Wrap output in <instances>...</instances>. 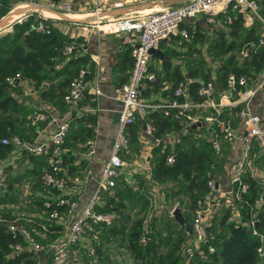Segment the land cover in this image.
<instances>
[{"label":"built area","instance_id":"obj_1","mask_svg":"<svg viewBox=\"0 0 264 264\" xmlns=\"http://www.w3.org/2000/svg\"><path fill=\"white\" fill-rule=\"evenodd\" d=\"M46 1L68 15L73 13L71 0ZM156 1L158 3L152 8L133 9L117 16L108 17L105 20H97L105 26V30L119 35L120 41L126 46L130 55L131 65L125 80L118 88L119 108L109 154L102 162L91 193L76 215H72L74 200L62 192L67 184L58 175L62 154L67 151L64 140L70 120L61 119L57 121L48 136L41 140L24 139L18 134L1 138V142L11 144V151L14 150L25 155L43 156L47 167L43 169L40 175L41 181L43 184L59 189L65 194L53 196L54 201H51L46 195L43 199V205L49 207V210L45 211L46 221L65 224L63 234L54 240L43 244L23 224L15 221L7 222V228L12 234L19 233L22 236L25 242L24 248L34 252L43 250L41 259L43 256L48 259L47 264H66L69 249L72 244L78 242L88 220L95 223L111 222L113 219L112 212L98 210L97 206L101 205L105 192H112L115 180L125 166L121 151L129 146L127 134L129 124L135 118L141 121L146 112L153 108H162L163 114H169L177 119L184 129L190 128L192 124H204L208 130L207 141L217 156L222 154L225 145L234 146L235 144L238 148L233 157H228L229 185L226 188L223 187V182L218 176L207 178V193L197 197L193 203L190 211V225H188L189 236L180 251L184 259L189 260L194 255L195 250H201L199 247L202 242L206 243L208 252L213 251L214 247L210 242L208 227L214 213L223 207V203L230 208L229 219L235 223L241 222L238 209H231L232 199L239 198L240 193L247 188V183L242 181L241 175L249 161L254 141L264 148V120L260 118L258 113L252 111L249 105L250 99L259 89L264 87L263 64L250 82H247L245 74L228 71L225 76V91L222 92L220 90L216 92L212 79L200 81L197 93L202 98L198 101L189 99L186 82L183 80L178 81L174 86L172 98H167L162 102H151L144 99L141 90L148 81L155 78L154 72L148 70L149 49L157 48L161 41L168 40L172 36H176L175 42L178 46L188 44L192 40V32L180 24L198 14L203 15L205 23L210 24V26L221 25L224 21L229 22L231 14H226L228 10L239 12L244 25H250L253 20L258 21L260 32L255 38L247 39L241 43L236 51L237 59L249 58L253 52L264 47V12L261 2L259 0H185L178 5H172L163 4L161 0ZM221 13H225L223 18L220 16ZM29 14V11H21L15 14L2 30L11 31L13 23L25 21ZM36 17L37 19L31 25L35 29L47 32L50 28L47 17L39 12L36 13ZM78 44V47L81 48L83 40ZM73 46V42L66 44L63 48L64 54H69ZM218 63L219 61L216 59L212 62L213 66ZM86 72L85 67L78 68L62 95L63 103L76 109L72 116L74 118L82 117V114L87 111V108L80 104L83 94L88 91L94 93L99 91L95 85L88 84L85 78ZM19 80L27 81L21 79L18 72L7 77V82L12 85ZM29 91H31L29 86H21V94L26 95ZM234 105H238L234 111L238 119L236 124H233L230 112H228ZM45 118L46 115L43 112H35L29 117L28 123L33 126ZM141 123L142 129L138 132V137L150 138L154 128L152 123L149 120ZM170 136L175 138L176 132H172ZM13 159L14 155L4 160L0 158V191L4 184L5 165L12 162ZM173 159L174 153H168L165 162L170 163ZM249 175L260 183V188L252 201L248 203L249 207L253 208L259 206L264 200V184L261 182L263 175L256 169H249ZM127 183L135 187L133 181ZM52 204L54 206H51ZM62 204L65 208L59 209L57 206ZM172 211L173 208L169 210V213ZM244 222L250 227L252 234L257 235L260 240L263 239V235L257 231V227L254 225L256 220L253 216ZM147 231L148 225L145 224L139 235V242H145ZM21 247L19 243L13 245L16 250ZM256 252L259 256L264 255V243L256 246ZM39 264L43 263L40 262Z\"/></svg>","mask_w":264,"mask_h":264},{"label":"trees","instance_id":"obj_2","mask_svg":"<svg viewBox=\"0 0 264 264\" xmlns=\"http://www.w3.org/2000/svg\"><path fill=\"white\" fill-rule=\"evenodd\" d=\"M259 1L264 12V0ZM228 13L231 14V20L229 22L224 21L221 25L210 26V24L206 23L207 25L196 24L193 28L188 25L185 26L192 32V39L199 41L204 38L203 31L206 26L211 30V38L207 42L206 54L209 55L208 63L213 62L214 59L219 61L214 67L217 81L215 82L210 76L207 61L203 56H200L195 66L187 68L185 73H182L177 66L170 69V63L163 61L164 76L171 70L169 73L171 83L164 90V94L168 95V99L172 98V90L180 80L186 82L189 99L198 101L202 98L197 93L200 81L212 79L217 92L226 87L225 76L228 71L236 74L243 73L247 76V82H250L251 78L261 68L264 62V47H260L253 52L249 58L242 59L239 64L235 63L237 59L236 51L240 44L247 39L255 38L259 30L256 24L243 28L242 17L239 12L228 10L226 14ZM224 15L225 13L220 14L222 18ZM36 19V13L32 11L25 21L13 23L11 31L0 32V158L5 157L12 147L10 143L1 142L2 137L18 134L21 138H24L17 129V125L24 121L21 113L22 106L12 93L13 90L18 89L15 88L18 83L9 84L7 77L18 72L21 79L33 83L34 87L38 89L40 98L49 96L60 102L69 80L78 68L85 67L87 69L85 78L91 76V65L88 57L85 52H80L83 46L81 48L78 47V43L82 40L81 37L65 36L52 26L47 32L35 29L31 24ZM180 26H183V24L181 23ZM70 42L74 44L73 49L69 54H64L63 48ZM161 42L158 46H160ZM57 62H63L60 68H55L54 65ZM211 65L214 64L211 63ZM148 70H150V65H148ZM60 74H62V78H59L56 83L50 82L45 87L41 86L42 81H51ZM154 75V80L148 81L151 87L143 88L141 95L142 92L147 94L149 91L162 86V77L159 72L155 71ZM237 107L238 105H234L231 106V109L236 110ZM76 119L81 120L83 118L78 117ZM146 120H149L154 127L151 133L153 138L162 139L163 134L167 131L176 132L175 139L171 145H165L160 148V143L154 146L152 157L154 164L151 166L150 177L156 181H165L168 178L177 177L183 180L190 201L188 208L191 209L195 199L207 193V178H216L217 176L216 171H213L210 165L217 163V161L222 162L223 159L220 161L219 158L221 157L213 153L207 140L194 136L196 126L187 129L182 128L177 119L169 114H163L162 108L148 110L141 121H133L129 124L127 130L136 128V132H140L142 129L141 122ZM82 132L84 139L91 134V128L82 126ZM136 135L137 133H135L134 138ZM134 138L132 136L133 141H135ZM253 145L251 154L255 153L256 150L255 160L264 162V149L259 152L260 145L256 141H254ZM171 152L174 153V159L172 162L166 163L165 157ZM68 155V152L62 154L60 166L66 162ZM35 158H38L36 163L40 167L42 166V169L34 167L32 172L35 174L41 190H49L46 196L51 201L55 200L53 196L65 195L59 189L42 184L40 175L43 169L47 167V164L43 156H33L30 159L34 160ZM67 171H72L71 166L67 167ZM58 175H62L60 170ZM61 177L63 178V176ZM241 179L247 183V188L240 193L239 198L232 199V204L234 202L238 207L241 222L235 223L232 220H227L230 215V208L223 206L217 224H225L226 229L220 234L218 240L215 234L212 235L210 242L214 247L213 251L208 252L206 243H201L202 249H200L203 255H201V263L198 264H264V255L259 256L256 252V246L264 243V200L257 207L250 208L248 204L260 188V183L251 177L249 170L246 169L243 171ZM63 180L65 182L66 178H63ZM140 183L137 182V186ZM116 185L115 182L111 193H104L102 203L97 206V209L117 212L111 222L103 224L107 225L106 232L109 235L117 236L125 241V247L130 256V264H190L191 260L196 256V250L194 251L195 256L193 255L189 260H185L181 255V248L184 246L189 234L180 226L172 232L174 242H170L171 237L162 238L160 234L162 228L158 227L154 230V225L150 221L145 242L138 241L145 224L140 218H130L129 207L121 202V196H123V192H126V196H137L139 195V190H137L138 188L134 189L131 184L124 180L123 182H118V186ZM46 196L42 194L37 200V204L44 212L49 210V207L43 205V199ZM51 206H54V204ZM57 207L59 209L65 208L63 204ZM250 216H253L256 220V229L263 235L262 240L257 235L252 234L250 227L244 222ZM184 218L187 224L190 225V216L186 214ZM214 219L211 220L212 222L208 227L210 233H212ZM9 221L22 223L34 235L27 223L15 220L12 214L0 213V264H39L43 259H39L34 251L24 248L25 242L22 236L19 233L12 234L7 228V222ZM43 224L47 230H60L61 226L60 223L46 221L45 213ZM158 231L160 232L158 233ZM55 235L53 234V237ZM34 237L36 238L35 235ZM37 240L43 244L49 242L43 239ZM15 243H19L22 247L17 250L14 249L13 245ZM72 245L74 246L76 243ZM162 246H166L167 250L162 252ZM95 253L98 255L97 264H117L111 253L101 252L99 247L95 249Z\"/></svg>","mask_w":264,"mask_h":264},{"label":"crops","instance_id":"obj_3","mask_svg":"<svg viewBox=\"0 0 264 264\" xmlns=\"http://www.w3.org/2000/svg\"><path fill=\"white\" fill-rule=\"evenodd\" d=\"M22 1V3H18L16 6L18 7L16 8V11L14 9L11 10L12 14L15 15L21 11H33L34 13L39 12L47 17V23L50 27H54L61 34L68 37H81L84 44L80 52L86 53L88 61L91 65V76L86 78V80L88 84L95 85L99 90L97 93L89 91L85 92L81 97L80 104L87 108V111L82 114L83 119L81 120H77L72 117L76 109L74 107L66 106L63 101L59 102L49 96L40 98L38 95V89L35 88L33 83L29 81L19 80L17 82V86L15 87L18 88L19 91L18 89L12 91L17 100L19 95L21 97H25V102L22 104H29L32 111L34 109L33 113L43 112L46 115L44 120L38 121L33 126L28 123L27 116H23L24 121L17 125V129L22 134V137L33 141L44 139L48 136L57 121H60L61 119L70 120L69 128L64 140L65 146L67 147L66 152H68L69 155L66 162L63 165L61 164L60 171L62 173L61 176L66 178L65 183L67 184L66 188L62 190V192L74 200L75 204L72 209V215H76L82 208L87 196L91 193L102 162L109 154L112 137L116 128L117 110L119 108L118 88L125 80L130 68V55L126 46L120 41L119 35L105 30V26L101 22H97V20H105L108 17L120 15L124 13V9L132 4L142 2V0H71L73 4V13L70 16L90 17L89 20L85 22L68 21L50 16L48 14L49 12L45 11L43 7H47L50 12L63 11L56 6L50 5L46 0ZM183 1L185 0H170V4L178 5ZM13 2L15 1H11V3ZM150 7L152 8V6ZM150 7H147L146 9ZM97 13L100 14V16H96ZM182 24L184 27L188 25L191 26V28H193L196 24L207 25L203 19V15L201 14H198L193 18L186 19L182 22ZM254 24L257 25L259 33L260 26L258 21L253 20L250 25ZM242 25L243 28H248L250 26L244 24ZM4 31L5 29L0 32ZM203 32L204 38L202 41L192 39L185 46H178L176 44V36H172L168 40H163L160 46L157 47L163 53L164 57L162 58L155 54H150L148 65H150L151 71L153 70L154 72H159V75L162 77V86L158 89L149 91L147 94L142 92V97L144 99L151 102H162L167 99L168 95L164 94V90L171 83V76L169 74L171 70H169L168 74L164 76L165 72L163 61H168L170 63V69L177 66L182 73H185L187 68L195 66L197 64L196 61L200 58V56H203L207 61L210 76L215 82L217 81L215 78V66L211 65L212 62L208 63L209 55L206 54L207 42L208 39L211 38V30L206 26ZM240 61L241 60L236 59L235 63L239 64ZM62 63L63 62L55 63V68H60ZM59 78H62V74L58 77H54L51 81H42L41 86L45 87L50 82L56 83ZM149 83L150 82H147L145 87L150 88L151 84ZM23 85L29 86L31 89V91H29L26 95L21 94V86ZM224 89L220 91H225ZM249 105L252 111L258 113L260 118L264 120V87L250 99ZM234 111L235 110L231 109L228 112H230L229 114L233 124H236L238 119ZM22 112L25 115V113L28 112V107L22 106ZM134 121L137 122L140 120L135 118ZM82 126L91 128V134L84 139ZM136 130V128L127 130L129 146L121 151V156L125 162V166L121 169V172L115 182L117 180L119 182H123L124 180L126 182L133 181L135 183L139 182L140 178L147 177L146 170L149 167L151 168L154 164L152 160L154 146L161 143L160 148H163L165 145H171L175 139L170 136L173 131L165 132L162 139L158 137L144 139L138 137L139 133L136 132ZM135 133H137V135L134 138ZM132 136L135 141L132 140ZM194 136L207 140V127L204 124L197 125ZM263 149L264 148L260 146L259 152H262ZM237 150L238 148L235 144L234 146L225 145L223 148L224 153L227 154V157L229 158L233 157ZM11 155H14L13 161L6 163L4 168V184L0 191V203L3 202L2 200L4 197L10 201L13 189V186L11 185H13L16 181L14 179L20 175H28L31 179L30 184L33 185L34 188L38 189V192L36 193L39 197L42 196L41 187H39L40 185L37 182L35 174L32 172V168L38 167L42 169V166L40 167V165L36 163L38 158H35L34 160L30 159L33 156L40 155H25L14 150H10L5 157H2V159H7ZM18 162H20L23 166V170H17ZM68 166H71V172L67 171ZM217 176L220 178V181L223 182V187L226 188L228 183L226 184L224 182V178L228 179V171L226 172V175L225 173L221 174V172H219L217 173ZM149 193H157L156 187H151ZM35 202L34 205L39 206L37 202ZM156 206L157 208L160 207L159 204H156ZM41 210L43 211L42 208ZM3 212L14 215L15 220L27 223L36 238L39 240H54L61 236L65 230L64 223H61L60 230H47L44 228V215L41 216L39 212L31 214L30 216H21L17 212L9 209L0 211V213ZM53 234H56L55 237H53ZM41 262L43 264L48 263L44 256Z\"/></svg>","mask_w":264,"mask_h":264},{"label":"rangeland","instance_id":"obj_4","mask_svg":"<svg viewBox=\"0 0 264 264\" xmlns=\"http://www.w3.org/2000/svg\"><path fill=\"white\" fill-rule=\"evenodd\" d=\"M13 0H0V17L7 13L8 11L14 9L16 10V7L18 3H22V0H14L15 2L11 3ZM19 1V2H18ZM147 1V0H142ZM136 2V1H134ZM153 6L152 4L143 6L141 8L145 9L147 7ZM17 14V13H16ZM70 16V15H69ZM2 31V29L0 30ZM261 89H259L260 91ZM27 97V96H26ZM25 97L18 96V100L20 104L23 107H28V112L24 113L21 110V113H23V116H27V120H29L30 114L34 112V109L30 108L31 106L27 103H24ZM25 105V106H24ZM34 114V113H33ZM21 134V133H20ZM22 135V134H21ZM256 153V150H255ZM255 153L250 155L249 161L245 167L246 170L249 169H256L261 172L263 175V178L261 179L264 184V162L262 161H256L255 160ZM223 155V156H222ZM220 161H217V163H212L210 166L213 169V171H216V173L221 172V174L226 175V172L229 171L228 169V157L227 154L223 153L218 156ZM17 170H23V166L20 162H18V169ZM20 172V171H18ZM213 173V172H212ZM214 172V174H216ZM151 168L149 167L146 170V176L142 177L139 182L140 185L137 186V182H135L136 186L133 187L134 189L138 188L139 195H129L126 196L123 192V196H121V202L125 204L127 207H129V213L130 218H140L143 222V224H147L152 221V224L154 225V230L156 228H162L161 236L162 238H169L170 242H174V238H172V232L176 230V228L179 226L178 223L175 221V219L172 216V213H169V210L171 208L179 207L182 215H188L190 216L191 209L188 208L189 206V198H188V192L185 189V182L181 180L179 177L177 178H168L165 181H156L153 180L151 177ZM149 176V177H148ZM213 178V177H212ZM14 180L13 189H12V197L10 198V201L4 197L2 200L3 202L0 203V211L9 209L14 212H17L21 216L27 215L30 216L31 214H34L36 212H39L41 216L44 215V211L41 210L39 206H35L34 202L36 199H39V195L36 193L38 192L37 188H34L33 185L30 184V177L28 175H20L17 176ZM13 180V181H14ZM41 180V179H40ZM38 182V181H37ZM118 180L116 181V186H118ZM224 182L229 185V179L224 178ZM39 183V182H38ZM42 183V182H41ZM35 184V183H34ZM43 184V183H42ZM156 187L157 193H149V190L151 187ZM40 187V186H39ZM124 188V187H123ZM43 195H47L49 193V190H42L41 192ZM40 193V194H41ZM223 200V198H222ZM35 202V203H36ZM156 204H159L160 207L157 208ZM222 206H225L223 203ZM231 209H238L237 205L233 202ZM159 210V211H157ZM157 212V213H155ZM221 213V209H219L217 212L214 213L213 219L215 222L213 223V229L212 233H210V239L213 234L216 235V238L220 237V234L224 232L226 229V225H218L217 220ZM113 217L117 215L116 211L112 212ZM116 214V215H115ZM157 214V215H155ZM227 220H230L229 217ZM211 223V222H210ZM107 225L103 223H95L90 220L86 222L84 225L83 231L81 233V236L76 242V245H72L69 249V257L66 261V264H97L98 263V255L95 253V249L99 247L101 249V252L104 253H111L113 255L114 261L117 264H130V256L127 252V249L125 247V241L123 239H120L117 236H111L106 232ZM158 231V233L160 232ZM215 238V239H216ZM202 249L200 246L199 249ZM162 252L167 250L166 246L161 247ZM201 252L202 250H196L195 254L196 256L191 260L190 264H198L201 263Z\"/></svg>","mask_w":264,"mask_h":264},{"label":"water","instance_id":"obj_5","mask_svg":"<svg viewBox=\"0 0 264 264\" xmlns=\"http://www.w3.org/2000/svg\"><path fill=\"white\" fill-rule=\"evenodd\" d=\"M157 3H158V1H156V0L145 1V2L142 1V2L130 5L129 7L124 9L123 12L129 11V10H133V9H138V8H141V7L149 5V4L155 5ZM161 3L170 4V0H161ZM43 9L45 11H48L49 12L48 14L50 16L57 17V18H60V19H63V20H68V21L85 22V21L89 20V18H90V17H72V16H69L66 13L59 12V11H51L50 12V10L47 7H43ZM13 16L14 15L12 14V11L10 10V11H8L7 13L3 14L0 17V30L11 20V18ZM96 16H100V14L97 13ZM149 52H150V54H155V55H157L160 58L164 57L163 53L160 51L159 48H150ZM263 66H264V63H263ZM196 124H199V123H196ZM196 124H192L191 127H193ZM172 216H173V218L175 219V221L178 223V225L180 227L185 229L186 232H189V226H188L184 216L182 215V212H181L179 207L173 208ZM254 225L256 226L257 223L255 222ZM35 253L37 254L38 258L41 259L42 255H43V250L42 249L37 250Z\"/></svg>","mask_w":264,"mask_h":264},{"label":"bare ground","instance_id":"obj_6","mask_svg":"<svg viewBox=\"0 0 264 264\" xmlns=\"http://www.w3.org/2000/svg\"><path fill=\"white\" fill-rule=\"evenodd\" d=\"M16 11V10H15ZM14 15V14H13Z\"/></svg>","mask_w":264,"mask_h":264}]
</instances>
